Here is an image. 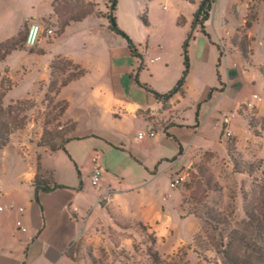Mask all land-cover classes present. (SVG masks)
<instances>
[{"label": "rangeland", "instance_id": "rangeland-1", "mask_svg": "<svg viewBox=\"0 0 264 264\" xmlns=\"http://www.w3.org/2000/svg\"><path fill=\"white\" fill-rule=\"evenodd\" d=\"M52 1L0 0V41L28 30L32 19L57 31L0 61V116L14 113L20 125L0 150V206L10 201V191L21 195L14 199L17 208L35 175L84 192L89 206L71 249L73 264H229L220 257L225 246L248 253L242 241L230 239L233 231L263 242L264 228L254 227L246 211L264 212V182L237 172L234 163L264 161V0H213L206 34L200 25L191 30L198 0H117L115 23L136 55L104 17L108 0H60L64 17L91 8L61 34ZM178 17L184 24L176 23ZM191 32L181 108L188 107L183 113L192 125L137 139L154 124L136 111L114 115L110 104L128 102L143 113L161 109L165 101L154 91L168 92L182 75L183 42ZM155 55L161 58L151 62ZM74 65L84 75L61 87ZM229 111L235 114L221 127L218 112ZM72 121L74 138L64 149L38 147L44 129L59 130ZM93 157L102 170L97 185L90 182ZM101 184L115 191L95 205ZM8 210L0 211V264H22V249L6 234L14 222V214L2 218Z\"/></svg>", "mask_w": 264, "mask_h": 264}, {"label": "crops", "instance_id": "crops-1", "mask_svg": "<svg viewBox=\"0 0 264 264\" xmlns=\"http://www.w3.org/2000/svg\"><path fill=\"white\" fill-rule=\"evenodd\" d=\"M221 88L222 92L226 89L223 86ZM185 91L186 89H184L182 95L181 93H177L165 100L162 108L160 107L161 109L157 112L147 110L143 113L142 109L132 108L130 103L121 101L110 104V111L114 115H119L120 113L129 114L136 111L153 124L162 120L169 124L166 133L172 131L170 126L173 127L174 125L186 126L178 129L188 130V127L192 124L189 123V120L186 119L183 113L188 107L181 108V104L185 100ZM177 96L180 98H177ZM195 127L192 130L195 131L199 128V121H197V126ZM151 130L155 131L156 129L152 127ZM194 131L193 133L195 134ZM180 137L179 141L181 142L182 136ZM159 159L157 163H160L162 160V158ZM152 160H155V157H152ZM53 182L60 186L52 188L49 191L38 190L36 192L34 187H30L29 191L22 197L23 200L17 205V208L14 199L17 197L20 198L21 195L18 192L14 196L11 195L12 193L10 191L6 193L10 201L4 204L5 207L0 209V211L8 210L7 205L10 209H13V211L8 210L5 212L2 218L6 219L14 214L13 226L12 228H8L6 234L11 235V238L15 241V245L22 249L21 254L17 251L21 255L20 260L22 264H73L75 261L71 254V249L82 232L79 231V224L85 221L86 210L89 205L84 204L82 201L84 192L77 189L74 185L56 182L54 180ZM108 186L110 185L101 184L97 188L95 194L96 200ZM35 197L37 198L35 199ZM96 200L92 203L95 204ZM12 204L15 205L14 208ZM19 207H22L23 210L20 211ZM16 220H21L26 227L25 231L16 229ZM15 235L18 238H15ZM67 251L70 256L66 254Z\"/></svg>", "mask_w": 264, "mask_h": 264}, {"label": "trees", "instance_id": "trees-1", "mask_svg": "<svg viewBox=\"0 0 264 264\" xmlns=\"http://www.w3.org/2000/svg\"><path fill=\"white\" fill-rule=\"evenodd\" d=\"M150 2L152 0H146ZM60 0H53L51 3L52 13H54L58 19V33L61 34L64 29L69 25L70 22L75 21H82L86 18V16L90 15L91 8L89 9H82L76 8L72 11V15L63 16L62 15V4ZM109 11L105 13L104 17L110 22V28L115 32L121 34L128 43V48L133 55H136V49L134 44L131 42L130 38L116 25L115 23V16L114 11L117 5V0H108ZM213 0H200L197 5V8L192 13V20H191V30L194 29L197 25L201 26V31L206 34L204 30V22L210 17V12L212 8ZM141 20L145 23L144 13L140 15ZM176 23L179 25L184 24L183 19L181 20L180 17L176 18ZM57 32V31H56ZM27 29L21 33L20 31L13 36L6 38L3 41H0V61L4 60L6 56H8L13 50L20 49L27 47L25 43ZM192 38V32L188 33L187 38L183 42V49H184V67L185 69L182 72L180 78L176 81L173 87L166 93H157L154 91V94L157 97L163 98V100H167L171 96L177 93H183L185 87V77L187 74L188 69V59L186 55V48L188 46V40ZM232 45H236L235 41H232ZM67 63L71 64L70 61ZM73 65V64H71ZM76 66L77 69L69 70V73L66 74L64 80H61L60 86L65 87L68 83L73 80H76L82 77L85 73V70L82 67ZM60 71H63L60 68ZM64 72V71H63ZM222 92V90H221ZM210 94V92H209ZM208 94V95H209ZM67 103H63L60 106L59 116H62L67 108ZM196 122L194 126H197V113H196ZM159 125V126H158ZM169 124L166 122H160L159 124L154 123L153 127L155 129H163L166 131ZM19 118L16 114L10 113V117L8 119L3 118L0 116V150L7 144L9 135L14 131V129L19 128ZM75 129V122L72 121L66 126H61L59 130H49L44 129L40 139L38 141V147L49 149L50 151L54 152L58 149L65 148V144L72 138L71 134ZM222 133V130H221ZM234 150V149H233ZM182 152V149L179 148L178 154ZM237 160L236 158H234ZM158 163L154 166V171L157 168ZM234 168L237 172L246 173L249 175H257L259 179L264 182V161L259 160L257 163H249L244 161H237L234 163ZM31 185L34 187L35 192L38 190L42 191H49L52 188L58 187L50 178H40L37 179L36 175L30 181ZM37 197H35L36 199ZM248 220L250 223L257 228H264V212L262 208L257 209H248L246 211ZM213 219V218H212ZM218 222H221L218 220ZM230 239L232 241L239 239L246 245V249L248 250L247 255H240L234 253L230 246H225V249L220 250V257L229 264H264V241H256L246 238V235L240 233L239 231H233L230 234ZM70 256L69 252L66 253Z\"/></svg>", "mask_w": 264, "mask_h": 264}, {"label": "built area", "instance_id": "built-area-1", "mask_svg": "<svg viewBox=\"0 0 264 264\" xmlns=\"http://www.w3.org/2000/svg\"><path fill=\"white\" fill-rule=\"evenodd\" d=\"M163 8H165V6ZM55 33H56V29L53 26V24H49V26L44 28V27H42L41 23H39L37 20L32 19L29 21L28 30L26 33V39H25L26 46L27 47H34L35 45H37L40 42V40L43 37L42 36L43 34H45V37L48 38V37L54 36ZM226 33L228 34L229 31L227 30ZM219 45L221 46V49H224L225 43L221 39H219ZM157 48L161 49L162 45L158 44ZM148 52H149V48H146L145 53H148ZM224 52L225 51H223L222 54L225 56ZM160 58H161L160 55H155L153 58H150V61L153 62V61L159 60ZM234 114L235 113L232 111L226 112V115L222 119V123L224 125L229 123L231 117H233ZM154 134L155 133L152 130H150L147 133L144 131H139L137 134V139H141L144 136L152 137ZM92 161L94 162V167H93L92 173L90 175V182L92 185H97L100 182V175L102 173V170H101V167L96 163V158L93 157ZM181 180H182V177H178V178L173 179L170 182L171 187H174L175 185H177ZM113 191L114 190L110 186H108L105 189V191L97 197L95 204L100 205L101 203L109 201L110 197H111V193ZM0 209H2V206H0ZM19 210L22 211L23 208L19 207ZM15 225H16L17 230H20V231L26 230V227L23 225L21 220H16Z\"/></svg>", "mask_w": 264, "mask_h": 264}, {"label": "water", "instance_id": "water-1", "mask_svg": "<svg viewBox=\"0 0 264 264\" xmlns=\"http://www.w3.org/2000/svg\"><path fill=\"white\" fill-rule=\"evenodd\" d=\"M225 115H226V112L218 113L219 123H220L221 127H222V119H223V117H224Z\"/></svg>", "mask_w": 264, "mask_h": 264}]
</instances>
